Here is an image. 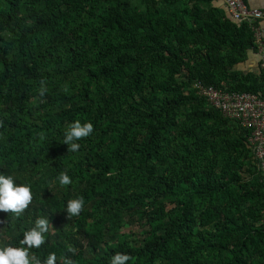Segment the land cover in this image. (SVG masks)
Returning a JSON list of instances; mask_svg holds the SVG:
<instances>
[{
    "label": "trees",
    "instance_id": "1",
    "mask_svg": "<svg viewBox=\"0 0 264 264\" xmlns=\"http://www.w3.org/2000/svg\"><path fill=\"white\" fill-rule=\"evenodd\" d=\"M214 1L0 0V174L33 192L19 215L0 210V247H26L45 217L29 250L42 262L264 264L252 130L194 86L264 92V70L240 69L254 24ZM74 120L93 132L72 152Z\"/></svg>",
    "mask_w": 264,
    "mask_h": 264
},
{
    "label": "clouds",
    "instance_id": "2",
    "mask_svg": "<svg viewBox=\"0 0 264 264\" xmlns=\"http://www.w3.org/2000/svg\"><path fill=\"white\" fill-rule=\"evenodd\" d=\"M45 91L46 88L42 86L39 89V94L43 95ZM92 132L93 123L91 121L74 120L64 129L63 142L68 145V151L75 152L80 148L78 143L80 138L87 137ZM57 180L61 186L72 183L67 172H60ZM32 198L33 192L30 184H18L12 175L0 174V210L19 215L30 204ZM83 206L84 198L78 196L67 202L65 210L68 216H75L79 215ZM48 228L49 220L45 217L38 218L35 221V226L23 234L21 245H26V247L11 245L0 247V264H56L55 254H50L43 262L38 257L29 254L31 248H38L44 243V233L48 231ZM129 260L128 253L117 252L112 256L110 264H126ZM65 264H72V261L66 258Z\"/></svg>",
    "mask_w": 264,
    "mask_h": 264
},
{
    "label": "built area",
    "instance_id": "3",
    "mask_svg": "<svg viewBox=\"0 0 264 264\" xmlns=\"http://www.w3.org/2000/svg\"><path fill=\"white\" fill-rule=\"evenodd\" d=\"M224 1L233 18L237 21H247L254 24L258 49L261 54V67L264 70V44L261 42V29L258 26V22L264 20V6H251L246 0ZM194 86L225 116L252 130L249 140L258 166L264 171V92H231L200 82H196Z\"/></svg>",
    "mask_w": 264,
    "mask_h": 264
},
{
    "label": "crops",
    "instance_id": "4",
    "mask_svg": "<svg viewBox=\"0 0 264 264\" xmlns=\"http://www.w3.org/2000/svg\"><path fill=\"white\" fill-rule=\"evenodd\" d=\"M249 5L256 6V7H263L264 6V0H246ZM214 4L216 6H220L224 8L228 14V7L224 0H215ZM258 26L261 29V42L264 44V20H260L258 22ZM240 69H242L245 73H256L259 74L262 72L261 67V54L259 49L257 51L250 50L249 55L247 59L240 63Z\"/></svg>",
    "mask_w": 264,
    "mask_h": 264
},
{
    "label": "water",
    "instance_id": "5",
    "mask_svg": "<svg viewBox=\"0 0 264 264\" xmlns=\"http://www.w3.org/2000/svg\"><path fill=\"white\" fill-rule=\"evenodd\" d=\"M228 15L230 16V18H231L232 20L237 21L235 18H233V16H232L230 13H229Z\"/></svg>",
    "mask_w": 264,
    "mask_h": 264
}]
</instances>
